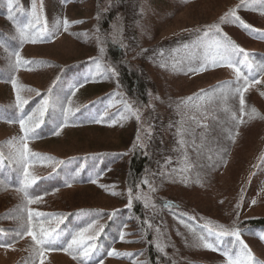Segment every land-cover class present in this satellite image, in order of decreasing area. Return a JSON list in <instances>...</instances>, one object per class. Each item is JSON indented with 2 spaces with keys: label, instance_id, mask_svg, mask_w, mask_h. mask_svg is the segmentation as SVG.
<instances>
[{
  "label": "rangeland",
  "instance_id": "rangeland-1",
  "mask_svg": "<svg viewBox=\"0 0 264 264\" xmlns=\"http://www.w3.org/2000/svg\"><path fill=\"white\" fill-rule=\"evenodd\" d=\"M252 1L261 0H139L141 14L134 28L140 46L129 50L128 57L135 63L140 58L146 60L143 63L155 83L151 105L164 121L163 138L168 150L162 178L159 182L145 181L140 196L148 209V218L156 208L157 212H165L163 227L151 228L157 245L171 254L174 264H241L227 259L226 247L233 245L237 249L247 246L244 264H264V230L256 238L242 232L238 225L244 218L264 216V79L239 92L224 85L223 80L236 78L238 72L223 60H213L222 59L215 48L211 55L207 51L208 44L214 45L216 41L201 39L202 48L197 52L196 39L191 36L193 32L201 36L204 25L224 10ZM18 14L27 17L25 31L15 37L16 46L7 49L0 40V72H5L0 78V100L9 102L21 115L19 119L16 116L18 124L0 121L1 167L12 160L24 176L28 173L25 178L32 180L56 165L55 154L58 158L83 156L90 168L99 169L92 184L72 185L61 194L24 205V210L59 206L65 213L85 210L94 211L97 216L105 212L107 217L91 223L78 237L83 243L90 241V237H97L104 230L106 221L114 220L108 234V256L97 264H150L145 230L131 211L133 192L125 180L129 156L136 146L144 144L151 127L146 116L129 106L121 98V90L110 83L114 67L104 58L103 39L96 29V0H0V29L5 36H12L7 23H13ZM245 14L264 28V14ZM240 15L237 11L239 18ZM230 25L227 29L233 35L245 45H252L236 26V20ZM1 31L0 36L4 37ZM123 31L122 17H117L113 32L117 35ZM119 41L127 44V40ZM155 44L154 51L144 54ZM190 56L201 63L187 64L185 59ZM82 58L93 61L98 76L74 88L70 99L64 100L61 94L53 92L39 97L29 111L23 112L32 97L54 82L59 66ZM216 82L223 86L215 87L218 91L210 88ZM110 90L119 98L107 102L105 113L115 110V119L85 127L72 121L73 108L78 110L84 102L94 101L100 93ZM18 97L24 101L22 106ZM45 100L47 105L41 118ZM212 100L226 106L237 103L241 110L232 111L233 128L229 131L235 127L234 133L227 135L223 144V137L212 135L216 129L209 123ZM48 114L56 129L53 136L37 140L23 135L22 129L36 127ZM42 151L48 152L49 159L34 161L32 154ZM103 162L107 163L104 167ZM157 193L164 208L153 196ZM21 206L22 200L14 190L0 191L1 228L15 220L20 224L26 222L18 211ZM200 226H204L203 232ZM209 227L215 229L212 232L219 244L226 247L218 248L210 241ZM224 230L238 231V236L229 243L228 235L216 234ZM0 264L76 263L68 255L41 251L28 236L21 241L0 243Z\"/></svg>",
  "mask_w": 264,
  "mask_h": 264
},
{
  "label": "trees",
  "instance_id": "trees-1",
  "mask_svg": "<svg viewBox=\"0 0 264 264\" xmlns=\"http://www.w3.org/2000/svg\"><path fill=\"white\" fill-rule=\"evenodd\" d=\"M237 11L243 15L240 18L237 16ZM235 15H231L232 13ZM246 12L253 14H264V0L252 1L249 3H238L224 10L216 19L204 25L201 29V36L191 33L193 40L196 39V51L199 52L202 48L203 42L201 39H211L216 41L215 44H208L207 51L211 53L218 50L222 55V59L213 58L214 61L223 60L229 66L233 67L238 76L236 78H227L223 80L224 85L230 88H235L237 91H241L248 84L256 81H262L264 78V28L257 26L255 22L246 16ZM96 14H97V30L101 36L104 58L113 65L114 73L111 74L110 83L112 86L121 90V98L125 100L129 106L134 108L143 116H146V120L149 123L151 130L145 135L144 144L142 146H136L133 153L129 156L128 168L126 174L125 183L133 192L132 201V213L137 216L139 225L145 230L146 245L145 250L148 254V260L150 264H174L171 254L162 250L156 243L155 233L152 227L164 224L165 212H157V208L152 213V216L148 218L149 212L147 207L142 201L140 193L141 186L145 181L155 182L160 181L163 174L164 162L168 155V150L163 138V119L159 112L155 111L152 107V93L155 86L152 76L145 68L143 61L145 59L140 58V62L135 63L128 57L129 50H136L139 48V41L136 39L135 23L140 18V3L139 0H96ZM27 15L18 14L17 17H13V23H7L12 36H5L4 30L1 33L4 37L0 36V40L3 41L5 48H12L16 46V38L23 31H25V22ZM117 17H122L124 33L120 32L114 34L113 27ZM236 20V26L245 34L252 45L247 46L242 43L235 35H233L227 28L230 24ZM16 24V26H15ZM247 25L248 27H245ZM203 30H205L203 32ZM6 31V30H5ZM193 34V35H192ZM190 36V34H189ZM127 40V44L123 41ZM156 44L147 48L148 54L156 49ZM243 50V51H241ZM151 55V54H150ZM150 55H145L149 58ZM186 55V54H185ZM211 57V56H210ZM187 64L201 63V60L186 58ZM194 60V61H192ZM183 61V62H185ZM92 60L89 58H82L70 63L59 66L58 75L54 82L43 91H39L38 96L31 98V102L25 107L24 113L29 111L30 106L39 100V97L44 98L53 92L61 94L64 100L70 99L74 92V88L90 81L94 76H98L95 72L96 65L92 64ZM56 67L58 63L53 62ZM5 74L4 71L0 72V78ZM223 87L219 82H216L210 86V88ZM215 88V91H218ZM100 96L94 101H86L83 105L76 110L73 108L72 121L78 124V127H85L89 123L98 122H110L116 118L117 112L110 111L105 113L107 102L113 101L119 98V95L114 90L105 91L99 94ZM9 102L0 100V121H8L17 123L16 119L21 117L20 111L16 108H11ZM213 111V118L209 123L211 126H215L216 129L212 131V135L222 139L227 135L234 133L229 129L232 126L231 113L232 111L240 112L239 104L234 103L233 106H226L225 103L210 105ZM60 108V107H59ZM20 116V117H19ZM50 114L46 115L36 127L31 129H22L23 135L31 139H46L54 135L55 126ZM238 120L237 118L235 119ZM209 124V126H210ZM233 128V126H232ZM39 154V155H37ZM34 161H38L39 158L49 159L48 152L42 151L41 153L32 154ZM53 160L56 161V165L50 168L49 172L41 174L37 177L35 182L25 178L24 174L17 167L18 164L10 159V164L5 167L0 165V191L3 192L6 189L14 190L17 193V197L22 200V206L18 209L25 219L24 224H20V221L15 220L11 225L6 227H0V243H12L21 241L25 237L30 236L32 240H41L37 247L41 251H51L54 254L68 255L76 264H97L101 260L105 259L108 255V248L110 247V240H108V234L112 232V226L114 220H108L105 222L104 230L99 233L94 239L96 247L90 252L89 256H83V247L78 244H73V238L77 237V234L86 229L91 223L107 217L105 212L98 214L97 216L92 212H86L85 210H73L65 213L64 208L52 207L46 209L38 208L31 210V217L29 212L24 210L23 206L30 203H38L42 198L52 194H61L63 191L70 189L72 185H84L92 184L94 178L99 173V169L90 168V165L84 159V157L73 158H58L55 154ZM32 159V157H30ZM80 160H76V159ZM73 159V160H72ZM84 159L85 162L82 160ZM108 160V158H107ZM84 164V167L82 166ZM107 163L103 162L104 167ZM59 196V195H58ZM57 196V197H58ZM159 200V204L163 207V199L157 194L153 195ZM165 203V201H164ZM45 205V204H44ZM43 208H46L43 206ZM164 208V207H163ZM36 213L44 214H63L60 215H36ZM152 221V225L148 220ZM241 226V231H245L247 234H252L257 238L259 231L264 230V216L244 218L238 222ZM204 226H200L201 232L205 230ZM48 233L47 236L44 234ZM234 235H228L227 241L230 243ZM210 241H212L217 247H226L224 244H219L217 238L213 232L209 233ZM93 241H86L83 244L87 245ZM264 245V240H263ZM69 245H72L70 248ZM218 247V248H219ZM167 249V248H165ZM228 257L234 263L239 262L244 264L247 257L245 253V247L237 249L236 245L226 247ZM168 250V249H167ZM260 264L259 262H257Z\"/></svg>",
  "mask_w": 264,
  "mask_h": 264
},
{
  "label": "snow or ice",
  "instance_id": "snow-or-ice-1",
  "mask_svg": "<svg viewBox=\"0 0 264 264\" xmlns=\"http://www.w3.org/2000/svg\"><path fill=\"white\" fill-rule=\"evenodd\" d=\"M9 7H11V3L9 4ZM231 15L234 16L235 13L233 12ZM245 27H248V26L245 25ZM241 51H243V50H241ZM18 102H19V104H20L21 106H22V104L24 103V101H20V100H19V97H18ZM241 103L243 104V96H241ZM46 105H47V100H45V101L43 102V105L41 106V109H40V116H41V118L43 117V108H44ZM29 119L31 120V117H29ZM20 124H21L22 127H24L25 122H24L23 119H21ZM26 131H27V129H26ZM27 148H28V145L25 144V145H24V149L27 150ZM37 155H39V154H37ZM25 176H26V177L28 176V173H27V172H25ZM31 179H32V182H35V180H36L37 178H36V177H32ZM31 215H32L31 210H29V217H31ZM36 215H40V216H43V215H60V216H62L63 214H44V213H36ZM206 227H208V226L206 225ZM220 227H222V226H220ZM208 230H209L210 232L215 231V229L210 228V227L208 228ZM85 231H87V229H84V230H82L80 233H78V234H77V237H74V238H73V242H72V243H73V244L81 245V246L83 247V256H84V257H87V256H89L90 252L96 247V245H95V243H94V239H95V237H90L89 239L92 240L93 242L90 243V244H87V245H84L83 242H82V240H80V239L78 238V237H82V236H83V233H84ZM216 234H217V235H221V236H224V235H234V236H238V231L228 232L227 230H224V231L216 232ZM44 235L47 236L48 233H45ZM41 242H42L41 240H37V241H36L37 244H40ZM69 247L71 248L72 245H69ZM245 247H247V246H245ZM113 251H114V250H113ZM109 254L111 255L112 253H109ZM248 257H249V260H251V259L253 258L250 249L248 250Z\"/></svg>",
  "mask_w": 264,
  "mask_h": 264
}]
</instances>
